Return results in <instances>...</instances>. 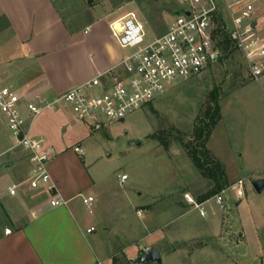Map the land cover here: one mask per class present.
Returning a JSON list of instances; mask_svg holds the SVG:
<instances>
[{"label":"rangeland","instance_id":"obj_1","mask_svg":"<svg viewBox=\"0 0 264 264\" xmlns=\"http://www.w3.org/2000/svg\"><path fill=\"white\" fill-rule=\"evenodd\" d=\"M55 2L64 17L72 21L85 22L93 17L111 21L133 10L160 31L179 5L177 0ZM216 29L215 60L209 61L199 74L169 85L161 95L123 119L94 126L58 106L54 113L60 117L59 125H49L47 119L53 112L44 110L36 117L33 128L45 131L54 144L63 143L70 149L79 142L83 150L81 160L90 175L113 181L114 191L122 197L126 192L131 195L129 210L125 209L124 200H120L121 212L115 219L120 224L123 219L134 221L131 225L138 227L148 218L151 196L158 204L160 195L167 194L172 204L186 201L193 206L185 194L195 202H202V196L214 188V181L191 160L187 144L197 142L193 132L196 125L207 124L219 114L214 146L231 181L206 198L210 199L202 204L203 216L195 211L190 215L196 228L204 229L207 224L211 232L222 221V230L206 241L207 247L200 249L199 244L204 241H195L188 254L166 256L164 262L264 264V189L257 192L250 182V178L264 177V92L262 85L249 76L241 55ZM120 51L124 52L121 48ZM261 81L264 82V77ZM9 135L12 138L10 132ZM122 173L128 178L119 184ZM217 194L222 195L223 206L215 202ZM184 217L171 220L169 225H181Z\"/></svg>","mask_w":264,"mask_h":264},{"label":"crops","instance_id":"obj_2","mask_svg":"<svg viewBox=\"0 0 264 264\" xmlns=\"http://www.w3.org/2000/svg\"><path fill=\"white\" fill-rule=\"evenodd\" d=\"M257 6L263 8L264 0ZM120 55L104 17L72 21L64 17L55 0H0V84L16 89L22 100L51 98L110 67ZM257 81L264 92V82ZM55 110L47 119L49 125L61 122ZM219 119L207 139V147L218 158L214 145ZM33 133L56 149L48 170L57 196L66 202L52 205L47 191L29 188L27 154L12 148L0 113V264H181V260L166 263L164 257L188 254L195 241H204L199 244L203 249L209 238L221 232L222 221L211 232L207 224L196 228L190 212L203 216L198 208L186 201L172 204L167 194L160 195V204L153 196L148 199V218L138 227L128 219L120 224L115 219L121 212L120 200L129 210L131 195L126 192L122 197L114 191L113 181L90 175L82 155L74 150L76 145L81 147L79 142L70 149L54 144L45 131L33 128ZM12 185L15 194L8 191ZM83 195L93 196L91 210L82 204ZM183 216L181 225H169ZM153 246L160 251L159 263L134 261L143 249Z\"/></svg>","mask_w":264,"mask_h":264},{"label":"built area","instance_id":"obj_3","mask_svg":"<svg viewBox=\"0 0 264 264\" xmlns=\"http://www.w3.org/2000/svg\"><path fill=\"white\" fill-rule=\"evenodd\" d=\"M258 1L178 0V8L161 31L128 10L109 21L112 38L124 50L110 67L38 102L22 100L16 89L0 84V113L13 138L12 148L27 154L29 188L47 191L52 205L66 202L57 196L48 170L56 149L33 133L34 120L41 112L62 106L93 124L121 120L161 95L169 85L199 74L215 60L217 24L241 55L249 76L256 80L264 77V9L257 6ZM74 150L83 153L78 145ZM126 177V173L120 175L122 181ZM8 191L15 194L16 186H9ZM185 198L204 214L201 202L188 194ZM214 200L223 206L221 194ZM92 201V195L82 196L85 209L91 210Z\"/></svg>","mask_w":264,"mask_h":264},{"label":"trees","instance_id":"obj_4","mask_svg":"<svg viewBox=\"0 0 264 264\" xmlns=\"http://www.w3.org/2000/svg\"><path fill=\"white\" fill-rule=\"evenodd\" d=\"M216 31H220V33L223 35L224 41L230 43L227 35L221 30L220 27H218ZM219 117L220 115L218 114L207 124L200 123L199 125H196L193 132L196 136L197 142L193 143V141H190L187 144V153L193 163L198 167L202 174L214 181V188L206 192L202 196L201 200H205L207 197H209V195L224 189L230 184L227 179L222 161L217 156H215L206 145V141L212 130V127Z\"/></svg>","mask_w":264,"mask_h":264},{"label":"water","instance_id":"obj_5","mask_svg":"<svg viewBox=\"0 0 264 264\" xmlns=\"http://www.w3.org/2000/svg\"><path fill=\"white\" fill-rule=\"evenodd\" d=\"M214 58V54L211 55ZM250 182L257 192H261L264 189V177L262 178H250ZM135 262H154L159 263L161 261L160 251L156 246L147 248L141 251L134 259Z\"/></svg>","mask_w":264,"mask_h":264}]
</instances>
